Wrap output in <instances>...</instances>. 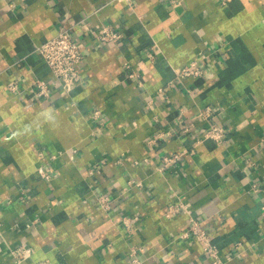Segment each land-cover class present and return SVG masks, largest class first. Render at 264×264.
Segmentation results:
<instances>
[{
  "label": "crops",
  "instance_id": "obj_1",
  "mask_svg": "<svg viewBox=\"0 0 264 264\" xmlns=\"http://www.w3.org/2000/svg\"><path fill=\"white\" fill-rule=\"evenodd\" d=\"M63 28L82 83L33 99L53 80L36 47ZM200 58L202 77H176ZM263 205L264 0H0V264H127L133 247L143 264H211L179 238L190 217L221 264H264Z\"/></svg>",
  "mask_w": 264,
  "mask_h": 264
},
{
  "label": "built area",
  "instance_id": "obj_2",
  "mask_svg": "<svg viewBox=\"0 0 264 264\" xmlns=\"http://www.w3.org/2000/svg\"><path fill=\"white\" fill-rule=\"evenodd\" d=\"M118 1H125L128 4H132V0ZM221 4H226V0H221ZM121 36L122 34L119 30L108 26H102L98 33V38L102 41H115ZM36 50L40 54L43 62L47 65L53 80L52 82H47L44 79H36L31 88L33 99L38 97H50L54 89L53 83L60 85L65 93H70L74 88L82 83L80 64L83 60V53L79 44L73 38L69 28L59 29L54 36L38 45ZM204 73V61L201 60V58L184 64L175 70V75L179 79L200 78L204 75ZM132 76H135V74L131 73L130 77ZM6 88L11 93H16L20 90L19 83L15 80L8 81ZM93 114L96 116L97 112ZM204 115H210L209 108L205 110ZM204 136L217 143H221L225 136V130L217 124H211L205 131ZM179 158V153H174L171 156H164L162 160L168 164L178 161ZM37 171L43 178H48L50 176L45 172L43 167H39ZM137 185H140V183H137ZM251 190L257 192L259 188L254 184L252 185ZM97 201L99 206L104 210L110 207V198L107 195L99 196ZM173 209L175 211L177 210L175 205L170 206L166 214L169 215V212ZM261 218L264 220V205L261 208ZM127 219L129 218L124 219V223L125 227L129 229L131 228V223ZM132 219L137 220V216H132ZM179 238L196 240L206 256L209 258L211 264H221L218 247L212 242L210 233L197 218H189L188 229L180 234ZM140 251H143L142 247L131 248V250L127 253V264H143L142 260L137 255ZM30 253V248L17 247L12 250V254L17 258L29 256Z\"/></svg>",
  "mask_w": 264,
  "mask_h": 264
}]
</instances>
